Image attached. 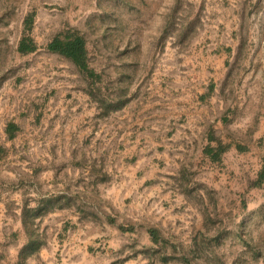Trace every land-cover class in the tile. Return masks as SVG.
<instances>
[{
  "label": "crops",
  "instance_id": "1",
  "mask_svg": "<svg viewBox=\"0 0 264 264\" xmlns=\"http://www.w3.org/2000/svg\"><path fill=\"white\" fill-rule=\"evenodd\" d=\"M136 7L82 64L0 8V264H264V14Z\"/></svg>",
  "mask_w": 264,
  "mask_h": 264
},
{
  "label": "rangeland",
  "instance_id": "2",
  "mask_svg": "<svg viewBox=\"0 0 264 264\" xmlns=\"http://www.w3.org/2000/svg\"><path fill=\"white\" fill-rule=\"evenodd\" d=\"M149 2L155 8L150 13L147 10ZM221 2L235 4L237 16L242 21L250 19L256 23L262 20L264 0H0V8H10L7 13L14 20H19L14 31L20 39L31 40L33 33L53 38L66 29H72L83 38L86 51H98L105 43L100 42L105 24L123 22L120 29L114 28L111 34H115L116 29L122 32L129 30L132 18L137 16L138 5L144 9L140 10V17L146 15L147 19V14H150L151 20L157 22L153 28L156 33L167 35L178 33L179 27L174 25V21H188L194 26L201 19L217 17L214 14L219 12L214 11V6ZM164 22H167V31L163 29ZM14 45H5L9 58L16 50ZM237 63H243V60H237Z\"/></svg>",
  "mask_w": 264,
  "mask_h": 264
},
{
  "label": "trees",
  "instance_id": "3",
  "mask_svg": "<svg viewBox=\"0 0 264 264\" xmlns=\"http://www.w3.org/2000/svg\"><path fill=\"white\" fill-rule=\"evenodd\" d=\"M35 47L31 40L22 37L16 49L19 53H24L35 49ZM47 48L79 64L84 63L87 53L83 38L72 29H66L64 32L56 34L47 44Z\"/></svg>",
  "mask_w": 264,
  "mask_h": 264
}]
</instances>
